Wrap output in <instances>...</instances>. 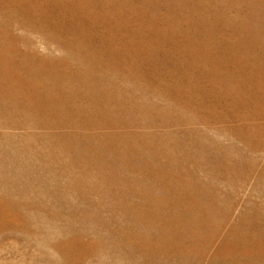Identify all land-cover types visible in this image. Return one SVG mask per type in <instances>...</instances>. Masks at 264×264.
I'll return each instance as SVG.
<instances>
[{"label":"rangeland","instance_id":"obj_1","mask_svg":"<svg viewBox=\"0 0 264 264\" xmlns=\"http://www.w3.org/2000/svg\"><path fill=\"white\" fill-rule=\"evenodd\" d=\"M0 264H264V0H0Z\"/></svg>","mask_w":264,"mask_h":264}]
</instances>
